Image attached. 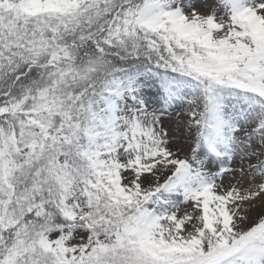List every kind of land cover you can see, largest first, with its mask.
Listing matches in <instances>:
<instances>
[{"label": "snow or ice", "instance_id": "1", "mask_svg": "<svg viewBox=\"0 0 264 264\" xmlns=\"http://www.w3.org/2000/svg\"><path fill=\"white\" fill-rule=\"evenodd\" d=\"M0 264H264V0H0Z\"/></svg>", "mask_w": 264, "mask_h": 264}]
</instances>
